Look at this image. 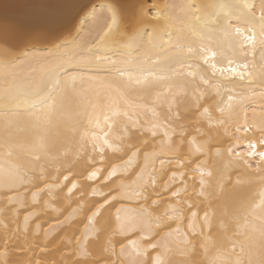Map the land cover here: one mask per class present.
Instances as JSON below:
<instances>
[{"label": "bare ground", "instance_id": "bare-ground-1", "mask_svg": "<svg viewBox=\"0 0 264 264\" xmlns=\"http://www.w3.org/2000/svg\"><path fill=\"white\" fill-rule=\"evenodd\" d=\"M174 2L178 0H0V66L14 70L28 54L45 56L86 35L91 27L87 22L102 8L108 17L115 16L118 36L129 37L151 23L150 15L145 13H150L153 5ZM195 3L199 5L195 17L177 23L184 28V43L203 55L184 63L174 60L171 64L173 69L180 71H187L186 65L192 64L194 69L206 74L207 80L202 82L199 76L194 82L191 76L187 82L168 79L169 87L175 92V103L171 107L158 105L156 116L148 112L136 117L142 125L146 122L156 124L155 140L143 128L129 129L131 143L140 149L145 147V142L149 150L153 146L157 148L155 168L161 175L176 163L174 153L159 150L165 132L177 142L184 139L186 153L189 150L187 142L193 139L196 143L209 141L213 145L232 146L237 162L222 181L217 183L216 178L209 175L213 172V163L203 170L213 207L226 208L230 213L225 220L226 228L216 225L205 228V240L200 233L188 230L185 222L190 241L186 247L190 251L185 253L170 246L160 259L164 264H235L239 258L247 264L249 258H259L261 247L260 242L252 241L251 237L253 227L260 222L259 216L254 214L259 212L258 200L253 203V197L258 194L264 178V0H195ZM156 71L145 74L151 83L142 86L121 83L107 66L81 72L85 79L90 75L103 79L110 82L114 93L125 94L126 104L119 113L103 129L91 128L87 135L84 129L90 126L86 122L72 121L70 113H53L42 131L49 154L61 157L54 167L47 163L43 170L31 167L29 162L33 158L20 149L8 157L31 180L13 185L0 175V264H121L136 257L137 250L133 248L128 255L120 256L123 238L119 236L114 244L115 255L104 250L103 242L95 240L94 232L84 245L78 246L87 219L78 216L76 220L80 222L67 226L60 222L63 216L57 210H63L66 215L76 206L81 193L74 192L67 199V188L75 180L65 184L61 178V187L57 188L54 178L65 171L69 177L80 171L84 163L82 157L94 155L92 136L96 133L100 134L101 141L108 142L104 145L105 166L119 162L118 155L108 145L121 143L118 137L124 135V125L129 123L123 114L126 105L137 103L141 98L150 101L160 87L158 80H153ZM161 75L171 76L172 73ZM98 95L104 104L110 103L104 99L102 91ZM92 99L100 103L95 96ZM5 116L26 119L27 109L14 102H0V118ZM34 135V128L26 129L20 132L18 141L28 144ZM139 159L143 161V155ZM6 167L8 162L0 160V168ZM188 179L191 181V175ZM238 180L241 183H237ZM189 194H192L191 189ZM123 206L128 211L121 215L120 221H116L115 208L112 209V229L139 223L137 210L143 206L141 202L125 201ZM116 207L121 205L116 204ZM134 231L139 235L138 230ZM156 255L152 252L154 258Z\"/></svg>", "mask_w": 264, "mask_h": 264}, {"label": "snow or ice", "instance_id": "snow-or-ice-1", "mask_svg": "<svg viewBox=\"0 0 264 264\" xmlns=\"http://www.w3.org/2000/svg\"><path fill=\"white\" fill-rule=\"evenodd\" d=\"M197 11L199 5L195 0L153 5L152 11L145 13L150 15L151 23L142 26L132 36L121 37L116 32L115 16L108 17L102 8L100 12H94L87 22L91 27L86 35L59 46L45 56L28 54L15 65L14 70L0 66V102H14L27 109L26 119L7 116L0 118V160L8 162V167L0 168V175L13 185L31 180L26 172L22 174L19 167L8 160L16 149L23 150L33 158L29 162L31 167H41L43 170L45 163L54 167L60 162L61 157L49 154L42 131L53 113H70L72 121L86 122L90 126L84 129L87 135L91 128L103 129L119 113L122 105L126 104L123 99L125 94L114 93L110 82L91 75L85 79L81 72L107 66L121 83L142 86L151 83L145 74L157 70L153 80H158L160 87L150 101L141 98L137 103L126 105L123 114L128 117L129 123L124 125V135L118 137L121 143L108 145L118 155L119 162L113 161L105 166L104 145L108 142L106 139L101 141L100 134L96 133L92 136L94 155L82 157L84 163L80 171L74 172L71 177L65 171L54 178L57 188L61 187V178L65 184L75 180L67 188V199L74 192L81 193L76 206L66 215L63 210H57L63 216L60 222L67 226L80 222L76 220L78 216L87 219L88 223L80 232L77 245H84L94 232L95 240L103 242L104 250L115 255L114 244L119 236L123 238V242H120V256L128 255L130 248L137 250L134 259L122 261L121 264H164L160 256L170 246L185 253L190 251L186 247L190 241L185 232V222L188 230L204 237L205 228L211 229L213 225L226 228L225 220L230 215L226 208L213 207L203 170L210 162L213 163V172L209 175L216 178L217 183L222 181L237 162L231 145L224 147L213 145L209 141L196 143L193 139L187 142L189 150L186 153L185 140L177 142L165 132L159 150L174 153L176 163L161 175L155 168L157 148L153 146L149 150L145 142V147L140 149L131 143L132 132L129 129L134 131L143 128L155 140L156 124L146 122L142 125L136 117L140 113L147 115L148 112L156 116L158 105L168 104L171 107L175 103V92L169 87L168 79L187 82V78L191 76L194 82L199 76L202 82L207 80L206 74L194 69L192 64L186 65L187 71L175 70L171 64L174 60L184 63L203 55L184 43V28L177 23L191 21ZM84 32L85 29L82 30ZM168 73L172 75H161ZM211 83L208 81L209 85ZM196 87L199 88V85ZM101 91L104 99L110 103L104 104L99 98L98 93ZM93 96L100 103H96ZM29 128L35 129L32 141L28 144L19 143L20 132ZM120 153L123 155L120 156ZM141 155L143 161L139 159ZM160 167L164 169L165 166L161 163ZM189 175L191 181L188 179ZM237 183L241 181L238 180ZM193 196L196 197L195 202ZM130 200H137L143 205L137 210L139 223L118 230L112 229V209L115 208L116 221H120L121 215L128 211L123 206L124 202ZM257 200L259 212L254 214L259 216L260 222L253 227L251 240H258L261 247L259 258H249L247 264H264V178L258 194L253 197V203ZM116 204L121 207H116ZM200 212H203L202 218ZM134 229L138 230L139 235ZM133 235L135 239L132 238ZM202 246L206 245L202 243ZM251 251L250 249L249 252ZM152 252L157 253L155 258ZM235 264L243 262L237 258Z\"/></svg>", "mask_w": 264, "mask_h": 264}]
</instances>
